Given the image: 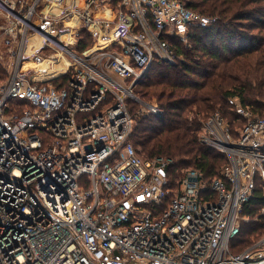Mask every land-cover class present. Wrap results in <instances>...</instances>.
Instances as JSON below:
<instances>
[{
	"label": "built area",
	"instance_id": "2783aa9c",
	"mask_svg": "<svg viewBox=\"0 0 264 264\" xmlns=\"http://www.w3.org/2000/svg\"><path fill=\"white\" fill-rule=\"evenodd\" d=\"M217 20L187 0L0 2V264H264V235L232 248L264 194V107L230 97L234 119H203L226 158L210 179L130 139L129 102L164 113L135 86ZM80 24L93 47L77 48Z\"/></svg>",
	"mask_w": 264,
	"mask_h": 264
},
{
	"label": "trees",
	"instance_id": "16d2710c",
	"mask_svg": "<svg viewBox=\"0 0 264 264\" xmlns=\"http://www.w3.org/2000/svg\"><path fill=\"white\" fill-rule=\"evenodd\" d=\"M187 5L218 20L209 27H196L189 47L174 39L185 60L177 65L153 63L135 86L143 98H156L164 113L140 116L130 139L151 157L175 158V176L189 166L210 179L219 175V164L226 158L200 141L203 119L216 109L231 113L230 97L258 106L257 98L264 96V0H187ZM86 46L87 41L82 42V48ZM4 75L0 64V77ZM262 207L264 194L257 185L245 204L248 219L232 242L235 252L263 236Z\"/></svg>",
	"mask_w": 264,
	"mask_h": 264
},
{
	"label": "rangeland",
	"instance_id": "374dc122",
	"mask_svg": "<svg viewBox=\"0 0 264 264\" xmlns=\"http://www.w3.org/2000/svg\"><path fill=\"white\" fill-rule=\"evenodd\" d=\"M1 3H9L11 2V0H0ZM18 3V2H17ZM77 29H79V36H78V39L79 41L77 42V48L80 50H82V42H85L87 41V46L86 47H93L96 42H97V35L91 33L88 28L86 26H84V24H80L79 26H77ZM182 43L186 46V47H189L192 45V41H191V38L189 39V41L187 43H184L182 41ZM141 96V95H140ZM142 97V96H141ZM143 98V97H142ZM145 99V98H144ZM146 100H149V99H146ZM150 100H153V101H157L156 98H153V99H150ZM258 106L262 105L261 107L264 106V96L263 97H258L257 98V104ZM130 107V110H131V113L133 114V116L135 117L136 119V126H135V129L137 127V123H138V118L140 116H142L140 113H139V109H140V105L139 104H136V103H130L129 105ZM133 108V109H132ZM226 115L231 118V119H234V115L232 114V112L230 113H226ZM134 129V131H135ZM133 131V132H134ZM134 143V142H133ZM135 147L141 152V154L145 157H151L146 151L143 150L142 147H138L136 146V144H134ZM175 161H177L175 158H174ZM224 164V161H221L220 164H219V169H221L222 165ZM193 167H185L183 168V172L186 171V170H189V169H192ZM182 172V174H183ZM180 174L177 176H181V172H179ZM245 221V220H244ZM264 235V234H263ZM256 238H254L255 240Z\"/></svg>",
	"mask_w": 264,
	"mask_h": 264
},
{
	"label": "water",
	"instance_id": "95a60500",
	"mask_svg": "<svg viewBox=\"0 0 264 264\" xmlns=\"http://www.w3.org/2000/svg\"><path fill=\"white\" fill-rule=\"evenodd\" d=\"M42 31V30H41ZM42 32H44V31H42ZM45 34H47V35H49L48 33H46V32H44ZM50 36V35H49Z\"/></svg>",
	"mask_w": 264,
	"mask_h": 264
}]
</instances>
